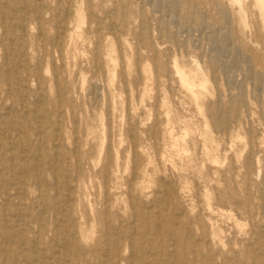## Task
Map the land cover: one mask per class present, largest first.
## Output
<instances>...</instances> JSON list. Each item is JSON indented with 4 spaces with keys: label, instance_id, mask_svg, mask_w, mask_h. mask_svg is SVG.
<instances>
[{
    "label": "rangeland",
    "instance_id": "1",
    "mask_svg": "<svg viewBox=\"0 0 264 264\" xmlns=\"http://www.w3.org/2000/svg\"><path fill=\"white\" fill-rule=\"evenodd\" d=\"M5 261L264 264L257 0H0Z\"/></svg>",
    "mask_w": 264,
    "mask_h": 264
},
{
    "label": "bare ground",
    "instance_id": "2",
    "mask_svg": "<svg viewBox=\"0 0 264 264\" xmlns=\"http://www.w3.org/2000/svg\"><path fill=\"white\" fill-rule=\"evenodd\" d=\"M258 1V4L260 6V8L264 11V0H257ZM59 33V32H58ZM227 34V33H226ZM14 44V43H13ZM6 52V51H5ZM8 57V56H7ZM175 61V60H174ZM8 63V62H7ZM12 68V67H11ZM178 69V72L180 73L181 75V79H182V83L185 84V85H188V87L193 91V88L195 86V82H192L190 80V77L188 76L187 72L185 71V69H182L180 67H177ZM176 70V69H175ZM260 71V70H259ZM177 72V70H176ZM261 72V71H260ZM178 73V74H179ZM197 75V74H196ZM254 76V75H253ZM261 76H263L261 74ZM194 79V78H193ZM196 79V77H195ZM197 80V79H196ZM19 81V80H18ZM35 81V80H34ZM263 82V80H262ZM38 83V82H37ZM257 83V82H256ZM39 85V84H37ZM259 85H260V82H259ZM257 86H258V83H257ZM260 87V86H259ZM261 88V87H260ZM41 93V92H40ZM44 94V93H43ZM62 94H63V91H62ZM195 97V96H194ZM235 134V133H234ZM184 145V144H183ZM57 176V175H56ZM42 177V176H41ZM29 179V178H28ZM30 180V179H29ZM24 182V181H23ZM26 183V182H25ZM11 186V185H10ZM25 189V188H24ZM23 189V190H24ZM23 194V193H22ZM42 202V201H41ZM23 205V204H22ZM43 207V206H42ZM59 208V207H58ZM52 209V208H51ZM43 210V208H42ZM48 210V209H47ZM56 209H54L55 211ZM45 213V212H44ZM55 213V212H54ZM6 215V214H5ZM72 245V244H71ZM16 246V245H15ZM33 246V245H32ZM14 247V246H13ZM155 253V252H154ZM105 255L109 258H114V262H115V258H118L120 255H121V246L120 247H114L113 245L109 244L108 248L105 249ZM108 258V259H109ZM117 260V259H116ZM152 260V259H151ZM119 261V260H118ZM151 262V261H150ZM2 264H14L12 262H3Z\"/></svg>",
    "mask_w": 264,
    "mask_h": 264
}]
</instances>
